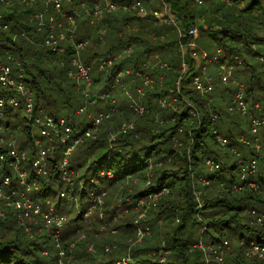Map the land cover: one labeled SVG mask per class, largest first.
<instances>
[{"label":"trees","instance_id":"trees-1","mask_svg":"<svg viewBox=\"0 0 264 264\" xmlns=\"http://www.w3.org/2000/svg\"><path fill=\"white\" fill-rule=\"evenodd\" d=\"M5 1L7 0H0V5L4 8L6 7ZM75 1L77 5H81L83 8L82 18L79 20L78 41L87 42L83 55L85 63L90 66L94 63L99 65L101 58L118 54L133 43L135 45L133 53L109 70L106 75L108 84L114 83V77L123 69H130L132 75L124 77L121 84H130L134 91H136V86L132 82L137 78V72L149 75L154 80V83L150 85L153 86L151 89H149L150 86L144 88L146 93L142 101L146 105L148 112L142 117L143 119L137 122V129L133 133L120 135L117 139L111 141L110 133L117 127H108L105 132L99 131L94 139L85 137L84 141L74 149L70 157V168L74 171L72 180L73 178L74 180L81 179L84 182L83 188L76 184L74 190L80 194L81 207L89 208V205L93 204V202L84 201L92 192L99 194L101 189L107 192L106 190L113 185L112 182H119L125 178L131 179L130 181L133 182L132 176H136L135 180L143 181L145 184L150 181L143 190L138 189L135 191L134 198L159 193L164 191V189H169V191L178 189V191L174 192L177 193V199H170V192H168V195L162 198L161 203L158 204V211L156 212L159 213V216L156 215L157 218H161L164 215L170 216L176 210L181 212L182 222L176 227L175 233L169 235L168 239H166L168 248L172 250L173 258H170L168 264H204V253L194 247L199 242L198 239H195V236L197 238L201 224L195 218L197 209L195 208V199L191 195V168L195 171V173L192 171L193 175L200 180L199 182H201L204 190L212 188V185L210 187L203 186L201 178L209 179L212 184L216 181L220 188L218 194L214 195L217 197L212 195L205 201L202 213L207 219L205 242L217 245L228 240L230 242L229 246H232L231 239L236 242L237 252L231 251L230 248L227 255V264H254V262H257L256 259L258 257L247 258L246 249L249 248L251 240H256L259 244L261 242L264 243V224L257 223L251 214L249 215L247 212L256 209L255 205L258 203L264 202V198H262L264 196L251 190L235 193L233 186L240 183V161L242 156L245 159L244 161L257 156L262 165L259 166V176L255 180L264 187V173L260 172L261 167L264 165V155L257 153L255 149L250 147L240 149L244 151L241 157L233 154L232 149L241 144L239 141L241 136L246 138H252L253 136L250 129L246 134L243 129H240L237 135L235 134L234 127L236 125L233 118L239 115L228 111V106L235 94V88L232 86L226 88L220 101H214L213 99L217 93V88L212 89L209 94H202L196 89L194 85L195 77L200 75L202 77L207 76L203 69H210V66L207 67L206 65L207 59L203 60L202 69L201 67L199 69L195 67L196 61L193 55L198 54L201 57V49H196V53L188 54L185 60L188 65V71L182 85L178 86L183 67L181 52H178V50L180 49L181 41L187 44L189 43L187 42L189 38L193 37L189 32L194 28L193 25H197L196 21L201 20L205 23L199 28V38L203 36L210 38L215 45L212 52L207 53L209 58H213L218 50L222 52L221 57L214 61L217 62V68H220L221 65L228 66L234 63L235 61L233 62V60L236 57L242 58L244 65H242L243 62L238 63L235 71L236 77L244 81L248 90L247 96L252 106L255 107L259 104L260 109L254 108L255 112H257L256 116L264 117V77L253 62L254 59L260 62V56L264 58L263 50L259 49L264 46V34L262 33L264 30V0H167L172 3L174 11L179 17V23L184 26L187 32V36L182 39L177 35L172 25L161 28L154 25L155 17L152 13L154 9L151 12L147 10L146 16L140 15L139 9H134V12L127 17L116 15L113 12L105 13L96 18L94 23H91L89 12L101 0ZM113 1L119 4L127 3L132 5L137 1L145 4L146 1L149 3L151 0ZM156 1L158 2V0ZM5 9V12L0 11L1 54L4 56L6 52L13 53L23 65L24 81L34 92L35 111H42L55 119L76 116V111L83 104V96L77 91L76 86L72 84V79L69 77L70 45L66 44V46L61 48V53L58 54L42 45L34 44V42L43 43L46 38V33L38 32L34 24L30 22L31 15L41 11V6H28L22 10ZM121 24L122 28L120 27ZM4 25H8L9 28L4 29ZM205 25H208V30L203 27ZM105 28L107 29V43L110 46L107 47V44L103 45L102 40L100 41L98 38L103 50L107 52L104 56L96 51L93 37L96 34L99 35ZM121 32L122 35L120 34ZM15 35H17L16 39H14ZM203 51L206 50L203 49ZM159 54L164 56L168 68L159 70L154 67L149 71L146 70L144 64L153 55ZM101 72L94 78L93 83H99L102 75L106 74ZM207 73L212 72L210 70ZM242 74H247V78ZM217 79L221 81L219 73ZM9 95H12V93L0 84V98L8 97ZM163 97H168L170 100L177 98L175 104L179 112L177 113L171 108L163 109L158 102H155ZM211 100L214 102L211 103ZM189 102L196 107L200 114L195 121L194 129L191 128L193 129L191 134H189V129L186 128V124L189 123V119L192 117V109ZM122 104L120 110L125 111L128 103ZM13 112L14 110H10L7 112V116L10 119L23 120L22 122L17 121L14 125H22L27 141L22 142L23 145L21 147H24V150L28 152L29 158L32 160L37 156L38 149L34 146L31 131L27 126V119L25 117L19 118ZM97 112H94L93 108V113L96 114ZM154 113L161 114L162 118L172 119L175 117L176 120L174 122L170 120L165 128H160L155 132L156 128L152 129L150 124V115ZM214 115L218 116L217 121H213ZM105 122L103 121L100 130ZM85 123L80 122L78 126L86 127L90 124L87 122L85 125ZM11 125L12 123L10 122L5 123V127ZM214 128L231 141L226 145L227 147H219L218 152L215 150L217 141L216 136L212 132ZM259 135L264 138V128ZM177 139L182 142V147L180 141H178L176 146L175 140ZM145 140H147V143L143 144ZM65 149L66 145L57 143L56 147L51 151L50 165L54 172L49 178L37 177L32 170L30 162L25 165L30 171L29 179H37L40 185V190L32 197L35 201L42 202L43 206L47 204V200L55 197L56 190L65 188V191L72 192L74 180L73 185L65 183L61 178L59 169ZM5 151H7L6 146L0 143V154ZM227 154H230L231 157L230 155L227 156ZM206 158H212L216 161L222 160L223 164L220 169L211 173L206 167ZM0 168L2 174L10 173L8 167L1 162ZM146 168L150 169L147 173L144 172ZM102 172L105 174L110 172L113 176H103ZM149 172L152 174L151 179L147 176ZM179 174L182 177L179 178ZM93 180H98L99 184L97 185ZM104 180L111 182L102 188ZM224 192L225 194H223ZM164 194L166 193L164 192ZM129 195L128 193L126 196L128 197ZM230 196L234 199H230ZM181 201L182 206L180 205ZM61 202L62 200L60 199L56 206L57 209L60 208ZM105 203L107 206V200ZM179 206L181 207L177 209ZM8 210L12 211L13 209L10 208ZM14 214L15 212L13 211L10 218H3L4 220L1 221L0 225L3 224V228L9 226L7 223L11 219L17 222ZM39 221L42 220L39 219ZM42 222L39 223L43 226ZM189 223L191 224L190 228L193 230L184 239L183 236L180 238V229L184 225L188 226ZM234 224L236 227H234ZM33 226L35 229L32 232H38L36 224H33ZM119 226L120 224L116 225L117 228ZM127 226L124 230L123 228L120 229V237L133 234V223L128 221ZM40 233L37 235L38 240H30L28 235L25 234L28 237L27 241L29 240L32 243L30 247H23L18 239H14V241L0 240V264H45L42 258L47 256H37L36 254V250L41 249L51 250L53 259L50 264H58L60 259L63 260V264H66L69 255L67 250L64 248L67 253L64 252V256L61 257L59 250L54 248L50 236L47 234L40 235ZM45 243H49V246L45 247ZM146 250L148 249L145 247H139L134 249V253H143ZM96 251L101 252L100 256H103V253L110 257V260H106L103 257L105 262L101 261L100 264H112L117 261L113 256H110L111 252L105 251L104 246L96 249ZM76 254L81 257V260L78 259L77 261L79 264L84 261H89L92 264L94 260L101 259L100 256L94 257L92 251L87 252L85 249L80 252L78 250ZM88 256L89 259H87ZM135 260L136 264H160L159 260L151 258L143 257L139 261L138 259ZM212 264L218 263L213 259Z\"/></svg>","mask_w":264,"mask_h":264},{"label":"built area","instance_id":"built-area-1","mask_svg":"<svg viewBox=\"0 0 264 264\" xmlns=\"http://www.w3.org/2000/svg\"><path fill=\"white\" fill-rule=\"evenodd\" d=\"M20 4L30 7L36 5L42 7L41 11L32 15L31 21L35 24L38 32L46 33V38L42 43L44 47L59 54L61 53L63 43L70 45L71 56L69 59V77L74 78L79 88L83 91L87 106L82 107L79 110V114L88 113L90 124L86 127H82L75 124L76 120L74 117H61L59 119H55L51 115H43L42 111L36 112L34 92L24 81L25 73L23 72V65L13 53L6 52L3 56L0 50V84L12 93V95H9L8 97L0 98V128L6 118V115L8 114L7 112L15 109H24V117L27 119V126L31 131L34 145L38 149L37 156L31 160L28 152L18 145L14 136H10L6 139L4 138V128L2 126V137L4 139L0 140V143L6 146L7 151L0 154V162L8 167L11 174L6 173L1 174L0 176V198L3 199V205L5 208H13L17 219L21 224H24L25 230L29 231L28 226L25 225L28 220L34 219L35 221H39V219H41L44 223V228H46L49 232H53L54 242H58L57 246L60 248L59 241L62 229L66 224V217L63 214L56 212L54 207L50 206L45 209L42 202H38L33 199L32 196L40 190V185L37 179H29L30 171L25 165L30 162L32 170L37 177L49 178L54 172L50 165L51 151H53L57 143L66 145L59 169L62 180L65 183L73 184L72 175L74 174V171L70 168V157L74 149L84 141L85 137H92L93 139L96 138L97 135L94 134V131L101 127L104 120L111 119L114 116L115 109L100 111L96 114L92 111V107H95L98 104V99H104L106 96L98 95L88 90L94 83L92 81L91 66L82 61V51L86 46V43L78 41L77 25L79 15L76 11L78 6L77 2L75 0H20ZM168 5L169 4L165 0H162V7L153 10L152 13L157 18L159 17L162 22L164 21L166 24L176 27L181 36L182 30L179 26V22L178 20L176 21L173 17L174 15L170 13ZM65 6H68L70 10L67 11ZM118 6H122L128 10L139 9L144 14L146 13V10L140 1H137L132 5L127 3L118 5L113 0H101L96 3L93 10L89 12L91 23H94L96 18L102 16L103 14L112 12ZM64 18L67 20L66 24L62 21ZM4 29H8V25H4ZM196 33L197 30L191 31V34ZM16 37L17 35H15L14 39ZM101 40L103 41V38H101ZM131 49L132 45H129L125 52L130 53ZM221 54L222 52L218 50L217 54L213 58H209V55L205 54L203 57L201 56L200 59H208L211 61L213 59H217V56ZM116 59L117 57L113 56L112 58L102 62L100 61V70L103 71L107 67H113ZM235 61H239V58L236 57ZM161 67L168 68V64L166 62L162 63ZM235 71V63L224 66V69L220 74L223 85H228L232 81ZM126 75H132V71L130 69L120 70L113 79L114 83H121L123 77ZM136 76L144 78L142 87H147L154 83V80L149 75H143L142 73L137 72ZM182 76H186L185 68ZM232 84L235 85V94L228 106V111L230 113L239 112L241 115L247 117L249 119L250 130L253 135L252 138L241 136L239 141L244 146L246 145V147L252 148L254 146V149L257 152H260L261 149L264 150V140L259 141L258 135L260 130L264 128V117H258L254 114L255 112L252 111L251 101L247 96L245 83L240 80H234ZM194 85L202 94H209L212 90L210 78H201L200 76H197L194 79ZM137 92L143 93L142 88H139ZM129 96L131 97L130 93ZM131 98V109L140 116H144L146 112H148L147 107L138 103L135 99H133V97ZM175 101L176 99L169 101L167 97H164L160 100L159 105L163 109L171 108L173 111L178 113L179 109L176 106ZM189 104L192 109L191 114L199 117L200 114L196 107L191 102H189ZM255 108L260 109L259 104H257ZM217 118L218 116L214 115L213 121H216ZM17 126L18 129L15 130L16 132L22 128L21 125ZM35 128H39L40 138L37 137ZM5 129L9 132L10 126L5 127ZM135 130L136 125L134 123H123L118 128L111 131V140L120 135L129 134ZM212 131L219 143L223 146L228 145L230 141L217 129L214 128ZM177 143L178 141L176 140L175 144L177 145ZM206 163L211 170L220 168V164L212 159H207ZM259 163L260 161L257 156L247 161H240L241 182L233 186L234 191H242L249 188L258 192L261 189L262 185L254 178L259 173ZM102 174L103 176H112L110 172L107 174L102 172ZM203 182L206 185L209 184V181L207 180H204ZM148 183H150V181H148ZM70 192L71 191H63L60 194V197L62 199H74L73 196H70ZM164 192L168 193L169 189H164V191L159 193H153L150 195V198L161 196ZM105 194L106 192L102 189L101 194H96L95 192L90 194L93 204L89 208V211L95 209L97 204H103V197ZM128 200H130L129 197L124 198V202ZM49 203V200H47V204ZM140 203L137 202L139 206H141ZM198 207L199 211L203 207V203L200 199H198ZM252 213L255 214V211H252ZM0 216H5V211L1 207ZM144 217L145 214L141 215L139 218L143 220ZM258 221L260 223L263 222V218L258 216ZM136 224L137 239L141 240L151 233L150 226L138 225L139 220H136ZM203 244L204 243L202 242V244L198 247L204 253L207 263H211L212 258H214L218 264H227L225 257L228 255L230 250L228 241H224L218 245ZM112 250L113 249L107 248L106 252H111ZM253 250L259 252L260 255L264 254V246L257 244V247H253ZM59 254L61 257L64 256L63 251H60ZM124 261L126 260H123V262ZM58 264H63V261L60 259Z\"/></svg>","mask_w":264,"mask_h":264},{"label":"rangeland","instance_id":"rangeland-1","mask_svg":"<svg viewBox=\"0 0 264 264\" xmlns=\"http://www.w3.org/2000/svg\"><path fill=\"white\" fill-rule=\"evenodd\" d=\"M165 1L170 5V6L168 5L170 13L173 14L174 15L173 17L176 19V21L178 20V22H179V19H178L179 17H177L172 3L168 2L167 0H165ZM117 4L119 5V3H117ZM143 4H144V2H143ZM5 5H6L5 8H12V9H17V10H22V9L28 7V6L21 5L20 0H7V1H5ZM143 7L145 10H148L151 12L153 9L155 10L158 7H162V0H158V2L156 0H151L149 3L146 1ZM5 8L0 5V11L5 12L6 11ZM65 9L67 11L70 10V8L68 6H65ZM82 9L83 8L81 5L77 6L76 11L79 15L78 16V24H79V20L82 18ZM133 10L134 9L128 10V9L123 8L122 6H118L112 12L116 15H122V17H125V16L127 17V16H130V14H132L134 12ZM31 19H32V15L30 17V20ZM62 21L64 24H66V22H67L66 18H64V20H62ZM178 22H177V24H178ZM196 22H197L198 26L196 24L193 25L194 28L192 29V31L197 30V33L191 34V31H190L189 34L192 35L193 37L189 38V40L187 41L189 43H187V44H185L181 41V44H180L181 50L180 49L178 50V52H181V57L183 60L182 74L184 72V68H185L186 72L188 71V65L185 62V60L188 56L187 54H189L190 52L196 53V51H197L196 49H201L202 57H203L205 54L208 55L207 54L208 52H212L213 48L215 47V45L212 43L210 38H207L204 36L199 38V36H200V34H198L199 28L201 27V25H204L205 23H203L201 20H197ZM154 25L157 27H160V28L164 27V26H170L169 24H166L164 21L162 22L160 18H159V22L155 23ZM179 26L182 30L181 36L179 34L178 29L174 26H172V27H174L175 32L177 33V35H179V37L181 39L185 38L187 36V32L184 29V26H182L180 23H179ZM120 27L122 28V24ZM189 27H191V26H189ZM203 27L206 30H208V28H209L208 25H205ZM106 30L107 29L105 28L104 30H102L99 33V35L96 34L93 37L94 44L96 45V51H98L100 54H103L104 56L107 54V52L103 50V46L99 43L98 38L100 39V41H101V38H103V40H104V41H102L103 45L107 44V47H109L110 44L107 43V38H106L107 31ZM187 30H189V29H187ZM262 33L264 34V30ZM120 34L122 35V32ZM108 35H110V33H108ZM78 37H79V33H78ZM83 42L87 43L85 41H83ZM34 44L42 45V43H35V42H34ZM89 45H90V43H89ZM64 46H66V43H63L62 48ZM134 47H135V45L132 43V49H131L130 53L125 52L126 48H127L126 47L120 53L113 55V56L117 57V59L114 61V66L116 64H119V62L124 61L126 59V57L131 55L134 51ZM85 49H86V46L84 47V49L82 51V61H84L83 55H84ZM203 49H205L206 51H203ZM259 49H262L263 53H264V46H262ZM195 55H198V54H195ZM221 55H218L217 59H213L211 61L207 59L208 62L206 65H207V67L210 66V69H207V68L203 69V71H205L207 76L202 77L200 75L201 78H210L212 89L217 88V91H216L217 93L214 95V98H213L214 101L215 100L220 101V98L223 96V91L226 88H228L229 86H232L233 88H235V85L232 84V82L234 80H237V81L240 80L236 77V74H234V78L232 79V81L228 85H223L221 83V81L219 79H217L218 73H219V75L222 73V70L224 69L225 65L224 66L221 65L220 68H217L216 67L217 62H214V61L218 60V58L221 57ZM113 56H111V57L105 56V57L101 58V62L104 60H107L109 58H112ZM199 58L200 57L197 56V60L199 61L200 65L196 69H199L200 67L202 69V66L204 64L203 60L200 61ZM164 59H165L164 56H162L160 54L159 55H153L149 59V61L146 64H144L146 67V70L149 71L150 69H153L154 67L159 69V70L167 69V68L161 67V64L166 62V60H164ZM259 60H260V62L254 59L253 62H254V65L256 67H258V69L262 72L263 77H264V64H263L264 58L260 56ZM234 61L235 60H233V62ZM242 62H243L242 58H239V61H235L234 63L236 64V68H237L238 63L240 64ZM84 63H85V61H84ZM61 65L63 66V64H61ZM99 65H98V63H94L91 66L92 81L98 75V73L102 71V70H100ZM242 65H244V62L242 63ZM195 67H196V65H195ZM111 68L112 67H110V68L107 67L105 70H103L101 73L105 72L106 74L102 75L101 81L99 83L92 84L90 89H88L89 91H92L93 93H96L98 95L103 94L100 91H106L109 94H113L111 96L114 97L118 101V108L114 112V116L111 119L104 120L106 122L104 123L103 128L100 130L101 127H99L97 130L94 131V134H98L99 131L105 132V130L108 127L114 126L113 128H116V127L118 128L119 125H122L123 123H134L136 125V129H137V122L140 119H143L142 118L143 116H140L138 113H136L135 111H133L131 109L130 104L132 102L131 97H133V99H135L138 103L143 104L142 99L145 98L146 90L144 91L145 87H142L141 82L143 83L144 78L143 77H137L133 80L132 83L134 86H136L135 87L136 91L133 90V88L130 84L124 85V84H121L122 82L121 83H109L108 84V82L106 80L107 79L106 75L109 73V70ZM124 70H126V69H124ZM210 70L212 73H207V71H210ZM182 74L178 80V84L180 81V84L178 86L182 85L183 79L185 78V76H182ZM127 76L128 75H126L124 77H127ZM243 76H245L247 78V74L243 75ZM70 78L72 79V84L76 86L77 91L80 92L83 96V104L80 105L81 107L79 106L80 108L78 107L79 109L77 108L78 110L76 111V116H74V119L76 120L75 122L77 123V124L76 123L75 124L78 125V123H80V122H86V123L88 122L89 123L88 113L79 114V110L82 107L87 106V102L85 100V96L83 94V91L79 88L76 80L72 77H70ZM240 81L244 82L242 80H240ZM152 87L153 86H150L149 89H151ZM139 88H142L143 93L137 92V90ZM122 91H123V93H122ZM246 91L248 92L247 89H246ZM129 93L131 94V97L129 96ZM161 99L162 98H160L159 101L157 100L155 102L160 103ZM175 99H177V98H175ZM168 100L171 101L169 98H168ZM214 101L211 100V103H213ZM122 103H128V105L126 104L127 107L125 108L126 109L125 111L120 110L121 106L123 105ZM107 107H108V102L98 103L95 107H92V111H93V108H94V112L95 111L97 112L98 110H99L98 112L107 111L108 109H105ZM251 107H252V111L255 112V110H254L255 107L252 106V103H251ZM89 109H90V107H89ZM13 114L17 115L19 118H23L25 115V111H24V109H15ZM42 114L44 115L45 113L42 112ZM148 114H147V116H149ZM233 114L239 115L238 117L235 116L233 118V120L235 121V125H236L234 127L235 134L237 135L239 133L240 129L245 130V134H246L247 131H249V129H250L249 119L247 117L241 115L239 112H234ZM254 114H257V112H255ZM150 116H151L150 124L152 125V129L156 128V130H154L155 132L158 131L160 128H162V129L165 128L169 124L168 122L170 120L172 122H174L176 120L175 117H173L172 119L162 118L161 114H155V113L151 114ZM197 118H199V117L192 115L191 119H189V123L186 124V128L189 129V134L192 133V131L195 127L194 124H195V121L197 120ZM17 121L22 122L23 120L22 119H16V118L10 119L6 115V118L3 121V124L1 125V128H0V140L10 137V133H13L14 135L17 136L19 142H26L27 141L26 135H24L25 133L23 132V129H22L23 127L21 128V130H19L17 132L15 131L16 129H18L17 125H21V124H17L15 126L14 124H16ZM8 122L12 123V125L10 126V132L6 131L5 125H4V123H8ZM86 123H85V125H86ZM2 126L4 128L3 133L5 134L4 138L2 137V134H3L2 133V129H3ZM191 128H193V129H191ZM35 132L37 134V137L40 138L41 136L39 134V128H35ZM115 139H117V138H114L111 141H114ZM233 140H234V138H233ZM258 140L261 141V140H264V138H261L260 135H258ZM177 141H180V140L177 139ZM216 141H217L218 147L215 146V150L217 152H218L219 147L220 148L227 147L226 145L223 146L221 143H219L217 139H216ZM191 142L189 143V147H190ZM146 143H147V140H145V142H143V144H146ZM175 143H176V140H175ZM18 145L22 146L23 143H19ZM181 147H182V142H181ZM243 147H246V145L244 146L242 143L239 144L236 148L232 149L233 154H235L238 157H241L242 152H244V151H242L240 149ZM22 149H24V147H22ZM178 149H180V148L178 147ZM252 149H254V146L252 147ZM261 151H264V150L261 149L260 152ZM188 154H189V152H188ZM228 155H230V154H227V156ZM230 157H231V155H230ZM207 159H212V158H206L205 159L206 167L208 168V170L211 173L220 169L222 164H223L222 160L216 161V160L212 159V160H214L220 164V168L211 170L210 167L206 163ZM243 160H245V159L242 156L241 161H243ZM259 165H262V163L260 162ZM149 170L150 169L146 168L144 172L147 173V171H149ZM204 170H205V168H204ZM192 171H194V170H192L190 168V174L192 176L191 195H192V198L194 197L195 203H196L195 208L197 209V212L195 214V218L201 224V226H199L197 238L195 236V239H198L199 242L197 244H195L194 247H196V249L201 250L198 246L200 244H202V242L206 245H215V244H207L205 242V239H206L205 231L207 229V219H205V217L203 216L202 213L204 211L203 209H204L205 201L207 200V198H209L212 195H213V197H217L214 195L218 194V192L220 191V188L216 184V181H214V183L212 184L209 179L201 178L203 186L210 187L212 185V188L204 190V188L201 186V182H199L200 180H198V178L195 177V175H193ZM197 171H199V169H197ZM260 172L264 173V165L261 167ZM194 173H195V171H194ZM1 174H2V170L0 168V176H1ZM147 176L149 179H151L152 174L149 172V174H147ZM258 176H259V174L256 175L254 178H257ZM180 177H182L181 174H179V178ZM132 179H134L133 182H131L130 181L131 179H128V178H125L119 182H117V181L112 182L113 185H111V187H109L106 190L107 192L105 194L103 204H99V205L97 204L96 208L93 209L92 211H89V208L92 205H89V208L84 207L85 209L81 207L80 194L77 191H74L76 184H78V186L80 185V187L83 188L84 182L81 181V179H78V180L75 179L74 180V178H73L74 185L72 184L73 189H72V195L70 192V196H73L74 199H71V200H69L67 198L62 199L60 197V194L63 191H65V188L62 190H56L55 191V197H51L50 199L48 198L50 203L45 204L43 207L45 209H47L48 207L52 206L55 208L56 212L63 214L66 217V224H65L64 228L62 229L61 237H60V241H59L60 248H59V246H57L58 242H56V241L54 242V238H53V234H52L53 232H49L46 228H44L45 226H44V223L42 221H35L34 219L28 220V222L25 223V225L28 226V228H29V231H27V230H25L24 224H21L20 221L17 219L16 213L14 214V216H15V219L17 220V222L11 219L7 223V225H9V226L3 228L2 227L3 224L0 225V240L14 241V239L15 240L18 239L20 241V243H22L23 247H30L31 246L30 244H32V243L29 240L27 241L28 237L30 240H38L37 235L40 232H41L40 235H46L47 234L50 236L51 242L54 244V248L56 250L58 249L59 252L60 251H63L65 253L68 252L69 255H68V259H67L66 264H72V263L73 264H79L77 261H78V259L81 260V257L79 256V254H76V252L78 250L80 252L82 249H85V251H87V252L92 251L94 257H99L101 252L96 251V249H100L103 246H104L105 251L107 248L113 249V250L116 249L115 251L112 250L110 253L111 254L110 256H113L117 260L115 263L113 262L112 264H118V263H120V264H126V263L127 264H136L135 259H138V261H139L140 259H143V257L149 258V259L151 258V259L159 260L160 264H168V262L170 261V258L171 259H173V258H172V250L170 248H168L169 246H168L166 239H168L169 235H172L175 233L176 227L182 222L181 216H180L181 212H178L180 210H176L174 212V214H171L170 216L164 215L161 218H157L156 215L159 216V213H156L158 211V209H157L158 204L161 203L160 201L162 200V198L166 197V195H168V193L163 194L161 196H155L154 198H150V195H146L145 197H139V198L135 197L134 198L133 195H134L135 191H137L138 189L143 190L148 185V183L145 184L143 181L135 180L136 176H132ZM204 180L209 181V184L208 185L204 184V182H203ZM93 181H95V183L97 185L99 184L98 180L97 181L93 180ZM109 182H111V181L104 180V185H102V188L106 187L107 183H109ZM246 190H251V189L247 188V189L242 190V191H235V193L244 192ZM175 191H178V189H176L174 191H172V190L169 191L170 192L169 193L170 199H177V193H174ZM251 191H253V190H251ZM253 192H255V191H253ZM128 193L130 194L128 196L130 198V200L124 202V198L127 197L126 195ZM255 193H258L259 195L264 196V187L262 186L261 189ZM99 194H101V191L99 192ZM223 194H225V192ZM262 198H264V197H262ZM60 199L62 200V202L60 203V206H59L60 208L57 209L56 206L59 203ZM198 199H200L203 203V207L200 211L198 210L199 209ZM230 199H234V198L232 196H230ZM106 200L108 202L107 206L105 203ZM84 201L90 203V202H92V198H90V196L86 197L84 199ZM137 202H139V203L141 202L140 203L141 206H139L137 204ZM181 204H182V201H181L180 205ZM181 206H179L177 209H179ZM0 207L3 208L5 211V216L4 217L0 216V223H1L2 220L10 218V215H11V213H13L14 210L10 211V210H8L9 208H5L3 205V199H1V198H0ZM255 207L257 210L256 209L250 210L247 212V214H249V215L251 214L252 218L259 224H260V222L258 221V216L262 217L263 222H261V223L264 224V202L258 203L257 205H255ZM252 211H255V214L252 213ZM143 214H145V217L143 220H141L139 217ZM243 215H244V213H243ZM136 220H139L138 225H141V226L148 225L151 228V233L141 240L137 239V236H136V229H137ZM128 221L129 222L131 221V223H133V227H134L133 234L123 235L122 237H120L119 236V234L121 233L120 229L123 228V230H124L126 227H128L127 226ZM39 222H42L43 226L40 225ZM33 224L34 225L36 224V226L38 227V230L40 232L39 231L38 232H32L35 229ZM119 224H120V226L118 227L119 228L118 229L116 227V225H119ZM190 226H191V224L189 223L188 226L184 225L180 229V231H179V237L180 238H181V236H183V239H184L185 237H187L191 233V231L193 229L190 228ZM234 227H236L235 224H234ZM182 230H184V232H182ZM25 234L28 235V237ZM62 239H63V244H62ZM225 241H228V240H225ZM250 242H251V244H249V248L246 249L247 258L251 259V258L258 257V259H256L257 262H254V264H264V254L260 255L259 252H257L256 250H253V247H257V244L260 246H264V243L261 242V244H259V243H257L256 240H251ZM221 243H219V244H221ZM229 244H230V242H229ZM236 244L237 243L231 239V245H233V246H230L231 251L235 248ZM44 246L48 247L49 243H45ZM80 246H81V248H80ZM139 247H145L148 250L143 251V253H140V252L134 253V249L139 248ZM156 247H158V248L155 249ZM64 248L67 250V252ZM94 248H95V250H94ZM260 249H262V248H260ZM41 250H42V252H41ZM41 250H36L37 256H40V255H42L44 257L47 256L46 258H48V259H46V258H42V259H43L45 264H50L52 259H53V257H51V254H52L51 250H46V249L45 250L41 249ZM102 255L103 256H100L101 259L94 260L92 264H100L101 261L105 262L104 258L106 260H110L109 256H106L103 253H102ZM141 255H143V256H141ZM32 258H34V257H32ZM87 259H89V256ZM213 259L214 258H212V261H213ZM260 259H261V262H260ZM123 260H126V261L123 262ZM225 260H226V262L228 261L227 256L225 257ZM204 261H205L204 264H212V262L211 263L206 262L205 256H204ZM56 263H57V261H56ZM139 263H141V262H139ZM80 264H90V263H89V261H84V262H81Z\"/></svg>","mask_w":264,"mask_h":264},{"label":"bare ground","instance_id":"bare-ground-1","mask_svg":"<svg viewBox=\"0 0 264 264\" xmlns=\"http://www.w3.org/2000/svg\"><path fill=\"white\" fill-rule=\"evenodd\" d=\"M139 12H140V15H142V16H146L147 15V10H146V13L144 14L143 12H141L140 10H139ZM154 17H155V23H158L159 21H158V18L154 15ZM30 22L31 23H33L31 20H30ZM34 24V23H33ZM34 26H35V24H34ZM35 29H36V26H35ZM77 31H78V33H79V24L77 25ZM101 93H103V94H100V95H105L106 97L104 98V99H98V103H102V102H108V107L107 108H105V109H108V110H112V109H115V111L117 110V108H118V101L114 98V97H112L111 95H113V94H109L108 92H106V91H100ZM114 111V112H115ZM70 117H74V116H70ZM10 132V131H9ZM10 136H14L15 138H16V140H17V142H18V144L19 143H22V142H19V140H18V138H17V136L16 135H14L13 133H10ZM34 143V142H33ZM35 146V145H34ZM112 176H113V174H112ZM111 176V177H112Z\"/></svg>","mask_w":264,"mask_h":264},{"label":"crops","instance_id":"crops-1","mask_svg":"<svg viewBox=\"0 0 264 264\" xmlns=\"http://www.w3.org/2000/svg\"><path fill=\"white\" fill-rule=\"evenodd\" d=\"M199 34V33H198ZM195 43V42H194ZM195 45V44H194ZM196 49V48H195ZM181 50V49H180ZM193 50V49H192ZM191 53V52H190ZM189 53V54H190ZM191 54H193V53H191ZM188 55V54H187ZM197 56H199V55H193V57H194V59H195V61H196V68H198L199 67V65H200V63H199V61L197 60ZM200 57V56H199ZM200 59V58H199ZM200 61H201V59H200ZM199 63V64H198ZM257 153H259V154H261V155H264V151H261V152H257ZM259 174V173H258ZM233 246V245H232ZM235 252H237V247H235L234 249H233Z\"/></svg>","mask_w":264,"mask_h":264}]
</instances>
